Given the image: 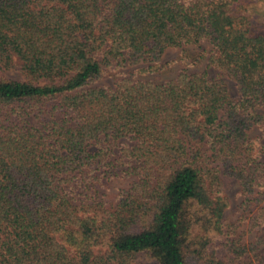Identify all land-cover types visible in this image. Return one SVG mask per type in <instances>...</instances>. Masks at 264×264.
Listing matches in <instances>:
<instances>
[{
	"label": "trees",
	"instance_id": "trees-1",
	"mask_svg": "<svg viewBox=\"0 0 264 264\" xmlns=\"http://www.w3.org/2000/svg\"><path fill=\"white\" fill-rule=\"evenodd\" d=\"M259 3L0 0V264H264Z\"/></svg>",
	"mask_w": 264,
	"mask_h": 264
},
{
	"label": "rangeland",
	"instance_id": "rangeland-1",
	"mask_svg": "<svg viewBox=\"0 0 264 264\" xmlns=\"http://www.w3.org/2000/svg\"><path fill=\"white\" fill-rule=\"evenodd\" d=\"M259 4L260 5L256 6L257 10L253 14L255 22H257L258 24L261 23L262 20L264 19V9L262 8V4L261 3ZM189 51L192 55L198 58L197 62H195L192 65L183 67L179 64V61H178V58L180 55L179 51L169 49L166 51V53L163 56V61H162L163 67L161 71L158 74L151 76V78L155 76V79L158 81H166V80L174 79L182 67L185 68L189 73L206 72L210 78L216 77L217 71L213 68L208 67L207 62H206V55L208 51L206 44H204L202 48H199V49L190 47ZM117 73H118V70H115V71L108 70L103 76V78L98 82V84L101 86H111L114 83L115 79L117 78ZM2 74L7 79L24 80V77L15 69L2 72ZM225 81H226V85H227V88L230 92L232 99L237 98V90H236L234 83L228 78H225ZM257 133L259 132L255 130L252 133V135H256ZM222 180L224 184V191L230 202L225 216L229 221L235 222L239 220L240 218L241 196H240L239 184L237 183L235 179L227 177L225 175H222ZM129 181L130 180L128 179H116V180L109 182V184L105 188L106 194L109 196L117 195V193L121 189L127 187V185L129 184ZM242 223H244L243 220H242Z\"/></svg>",
	"mask_w": 264,
	"mask_h": 264
}]
</instances>
